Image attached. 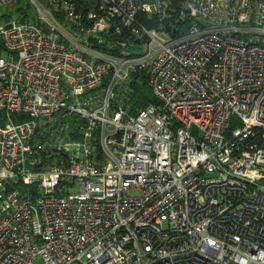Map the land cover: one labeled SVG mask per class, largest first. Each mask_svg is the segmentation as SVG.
<instances>
[{"label": "built area", "instance_id": "2783aa9c", "mask_svg": "<svg viewBox=\"0 0 264 264\" xmlns=\"http://www.w3.org/2000/svg\"><path fill=\"white\" fill-rule=\"evenodd\" d=\"M7 12L0 264H264V0Z\"/></svg>", "mask_w": 264, "mask_h": 264}, {"label": "trees", "instance_id": "16d2710c", "mask_svg": "<svg viewBox=\"0 0 264 264\" xmlns=\"http://www.w3.org/2000/svg\"><path fill=\"white\" fill-rule=\"evenodd\" d=\"M186 0H170L171 7L177 12V14L183 9ZM21 10V7H18ZM12 12H7L11 15ZM182 20V19H181ZM174 21V25L186 24V20ZM148 27L153 25V22L144 21ZM176 27V26H175ZM0 50H2V45L0 43ZM131 86L133 88V96L131 99V112L134 114L138 109L144 108L149 104H156V99L154 98L151 89L148 86L146 76L144 72H139L135 80L132 81Z\"/></svg>", "mask_w": 264, "mask_h": 264}, {"label": "rangeland", "instance_id": "374dc122", "mask_svg": "<svg viewBox=\"0 0 264 264\" xmlns=\"http://www.w3.org/2000/svg\"><path fill=\"white\" fill-rule=\"evenodd\" d=\"M11 16H12V13H11V15H10V14H7V15H6V13H3V14L0 16V25H2L3 23L7 22V21L11 18ZM76 191H77L76 188H74V189L72 190V192H76Z\"/></svg>", "mask_w": 264, "mask_h": 264}, {"label": "water", "instance_id": "95a60500", "mask_svg": "<svg viewBox=\"0 0 264 264\" xmlns=\"http://www.w3.org/2000/svg\"><path fill=\"white\" fill-rule=\"evenodd\" d=\"M175 30H176V27L173 28L172 33H174ZM89 41H90V42H93V43H95V44L97 43V39H96V38H93V37H90V38H89Z\"/></svg>", "mask_w": 264, "mask_h": 264}, {"label": "bare ground", "instance_id": "6f19581e", "mask_svg": "<svg viewBox=\"0 0 264 264\" xmlns=\"http://www.w3.org/2000/svg\"><path fill=\"white\" fill-rule=\"evenodd\" d=\"M181 21V20H180Z\"/></svg>", "mask_w": 264, "mask_h": 264}]
</instances>
